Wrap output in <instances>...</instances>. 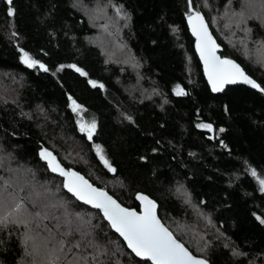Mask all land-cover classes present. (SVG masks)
Listing matches in <instances>:
<instances>
[{
  "label": "trees",
  "instance_id": "16d2710c",
  "mask_svg": "<svg viewBox=\"0 0 264 264\" xmlns=\"http://www.w3.org/2000/svg\"><path fill=\"white\" fill-rule=\"evenodd\" d=\"M193 11L221 56L264 87L261 0H0V215L12 212L0 225V264L53 255L61 264H151L67 193L44 150L124 208L139 211L136 197L147 196L209 264H264V193L252 175L264 177V92L212 93L186 25ZM24 52L48 71L24 65ZM93 121L89 140L80 124Z\"/></svg>",
  "mask_w": 264,
  "mask_h": 264
},
{
  "label": "snow or ice",
  "instance_id": "6c2138e0",
  "mask_svg": "<svg viewBox=\"0 0 264 264\" xmlns=\"http://www.w3.org/2000/svg\"><path fill=\"white\" fill-rule=\"evenodd\" d=\"M7 2L11 5L12 0H7ZM261 7L264 8V0H261ZM117 11H119V9ZM8 15L12 16L14 12L10 9ZM189 24L191 25L193 35L196 37V48L204 63L205 73L212 87V91H223L225 84L244 83L258 91L264 92V87H261L254 79L246 75L239 64L231 59H222L216 55L219 46L212 38L207 25L204 23L203 17L199 13L189 17ZM255 54L258 56V61L264 64V42L258 45ZM22 62L29 68H34L39 65L41 70L45 72L48 71V68L45 67L44 64L32 59L27 52L22 54ZM71 67L75 66L73 65ZM75 70L80 72L81 75H86V73L79 68ZM90 83L93 87H103V85H97L94 81H90ZM176 94L184 95L185 93L182 89H178ZM69 99H71V97ZM72 106L73 111H77L80 108L75 100L72 101ZM200 127L212 131L211 125H200ZM95 129V121L88 125H80L81 132H85L89 140L92 139ZM220 131H223V129H220ZM96 151L100 155V159L104 162L105 166L108 167L110 171L115 172V169L103 155V150L97 146ZM40 155L42 159L47 161L49 168L53 172H59V174L65 178L63 184L64 188L72 193L78 200L103 211L104 217L109 221L111 227L123 237L128 248L131 249L135 256L150 261L151 264H207V261L196 258L175 238L173 233L161 223L156 215V204L147 196H137V199L140 200L143 205L142 212L140 213L122 208L111 196L102 190L94 188L82 176L75 172L65 171L61 168L50 152L44 151L41 152ZM252 175L254 177L257 175L255 170L252 171ZM259 183L262 189H264V179H260ZM4 207V201L0 198V211H3ZM22 207L21 204H17L13 212L19 213ZM11 216L12 212H8L6 215H0V225L8 223ZM257 219L264 224V219H260V217H257ZM75 231H79V229L77 228ZM70 234L71 233H68L67 235ZM64 244V241L60 242V252L64 251ZM74 247L79 248L80 244L77 243ZM82 261L83 264H88L87 259L83 257L81 259H73L69 261L68 264H81ZM48 264H61L59 255H53L48 261Z\"/></svg>",
  "mask_w": 264,
  "mask_h": 264
},
{
  "label": "water",
  "instance_id": "95a60500",
  "mask_svg": "<svg viewBox=\"0 0 264 264\" xmlns=\"http://www.w3.org/2000/svg\"><path fill=\"white\" fill-rule=\"evenodd\" d=\"M196 13H199L202 17H203V19H204V23L207 25V27H208V31H209V33L212 35V38L215 40V42H216V44L219 46V48H218V51H217V53H216V55L217 56H219V57H221L222 59H230V58H226V57H222L221 56V54H222V52H223V48L218 44V42H217V40L215 39V37H214V35L212 34V32H211V29H210V27H209V25H208V23H207V21H206V19H205V17L203 16V14L201 13V12H195V11H193V12H191V14L186 18V25H187V28H188V31H189V33H190V35L192 36V38H193V40H194V50H195V53H196V55H197V57H198V59H199V61H200V63H201V65H202V69H203V75H204V77H205V79H206V81H207V83H208V85H209V87H210V89H211V91H212V87H211V85L209 84V82H208V77H207V75H206V73H205V68H204V63H203V61L201 60V58H200V53L197 51V48H196V37L193 35V33H192V28H191V25L189 24V17L190 16H193L194 14H196ZM231 60H233V59H231ZM234 61V60H233ZM235 63H237L236 61H234ZM238 64V63H237ZM241 67V66H240ZM246 74V73H245ZM247 75V74H246ZM236 85H241V86H246V87H248V88H250V89H252V90H254V91H256V92H259V93H262L261 91H258L257 89H254V88H252V87H250L249 85H247V84H244V83H235V84H225L224 85V87H223V91L227 88V87H229V86H236ZM223 91H218V92H214V91H212V93H214V94H218V93H221V92H223ZM44 151H46V152H48L47 150H44ZM43 151V152H44ZM51 153V152H50ZM52 154V157H54L55 158V160H56V162L60 165V167L61 168H63L65 171H68V172H75V171H73V170H68V169H66L60 162H59V160L57 159V157L53 154V153H51ZM43 161H44V163L48 166V163H47V161L45 160V159H42ZM48 168H49V166H48ZM49 170L53 173V174H55L56 176H58V177H60L62 180H63V183H64V180H65V178L63 177V176H61L60 174H59V172H53L50 168H49ZM75 173H77V172H75ZM78 175H80L79 173H77ZM80 176H82V175H80ZM83 177V176H82ZM84 178V177H83ZM85 179V178H84ZM86 180V179H85ZM87 181V180H86ZM88 182V181H87ZM89 183V182H88ZM90 184V183H89ZM92 185V184H91ZM93 186V185H92ZM94 187V186H93ZM94 188H96V187H94ZM98 189V188H97ZM65 190L67 191V193L71 196V197H73L75 200H77V201H79L80 203H82V204H84V205H86L87 207H89V208H91V209H93V210H95V211H98L100 214H101V216L103 217V219L109 224V226L111 227V225H110V223H109V221L104 217V214H103V211L101 210V209H98V208H94V207H92L90 204H86V203H84L83 201H80V200H78L72 193H70L66 188H65ZM98 190H101V189H98ZM102 191H104V190H102ZM105 192V191H104ZM107 193V192H106ZM108 194V193H107ZM109 196H111L110 194H108ZM112 197V196H111ZM112 199L113 200H115L122 208H124L115 198H113L112 197ZM136 200H137V202L139 203V205H140V209H139V211H136L137 213H140V212H142V209H143V205L141 204V201L140 200H138L137 199V197H136ZM127 209V208H126ZM128 210H131V209H128ZM135 211V210H134ZM156 215H157V218L159 219V217H158V214H157V206H156ZM160 220V219H159ZM161 221V220H160ZM162 223V222H161ZM163 224V223H162ZM111 229L116 233V234H118L119 236H120V234L119 233H117L112 227H111ZM121 237V236H120ZM121 239L124 241V239H123V237H121ZM124 243L126 244V246H127V243L124 241ZM127 248H128V246H127ZM129 249V248H128ZM129 251L135 256V254L131 251V249H129ZM137 257V256H136ZM196 257V256H195ZM137 258H139V259H141V260H144V259H142V258H140V257H137ZM196 258H198V259H202V258H200V257H196ZM204 260V259H203ZM146 261V260H145ZM148 262H150V261H148ZM151 263V262H150ZM207 264H209L208 262H207Z\"/></svg>",
  "mask_w": 264,
  "mask_h": 264
},
{
  "label": "rangeland",
  "instance_id": "374dc122",
  "mask_svg": "<svg viewBox=\"0 0 264 264\" xmlns=\"http://www.w3.org/2000/svg\"><path fill=\"white\" fill-rule=\"evenodd\" d=\"M230 41H231V43H233V44H235L236 43V41H239V40H233V39H230ZM238 45H240V43L238 44ZM240 46H243V44L242 45H240ZM243 49H244V47H243ZM245 50V49H244ZM256 58H257V60H258V56H256ZM24 64V63H23ZM25 65V64H24ZM27 66V65H26ZM28 67V66H27ZM36 67H39V65H37ZM81 125V124H80ZM205 129H207V128H205ZM260 179H264V177H262V176H258V175H256V180H257V183H258V186H259V188H260V190L264 193V189H262V187H261V185H260V183H259V180Z\"/></svg>",
  "mask_w": 264,
  "mask_h": 264
}]
</instances>
